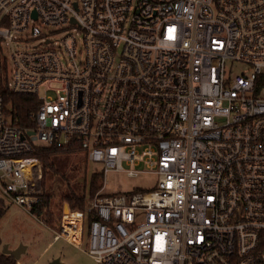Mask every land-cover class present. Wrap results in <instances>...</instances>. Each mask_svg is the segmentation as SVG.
Here are the masks:
<instances>
[{
    "label": "built area",
    "instance_id": "1",
    "mask_svg": "<svg viewBox=\"0 0 264 264\" xmlns=\"http://www.w3.org/2000/svg\"><path fill=\"white\" fill-rule=\"evenodd\" d=\"M0 41L7 88L39 101L20 124L0 91L3 193L41 201L40 145L102 164L56 240L97 264H264V0H0ZM110 171L157 181L109 193Z\"/></svg>",
    "mask_w": 264,
    "mask_h": 264
},
{
    "label": "rangeland",
    "instance_id": "2",
    "mask_svg": "<svg viewBox=\"0 0 264 264\" xmlns=\"http://www.w3.org/2000/svg\"><path fill=\"white\" fill-rule=\"evenodd\" d=\"M227 69L230 74L235 75L246 70L247 65L241 62H228ZM55 162L57 172L49 171L45 181L42 179V190L53 192L51 204L55 222L53 225L44 222L41 217L14 202L0 187V197L4 199L6 208L0 220L2 242L0 249L3 250L5 245L9 249L21 247V264H97L87 252V240L83 248H80L64 238L56 240L55 234L59 229L57 219H60L67 203L62 199L63 193L70 188L82 193L84 182L87 185L86 192L89 193L88 186L92 172L101 169L102 164L94 161L86 162L82 151L58 155ZM107 176L108 192L118 190L131 192L135 188L151 189L155 187L157 181V175L150 172L131 177L123 172L110 171Z\"/></svg>",
    "mask_w": 264,
    "mask_h": 264
},
{
    "label": "trees",
    "instance_id": "3",
    "mask_svg": "<svg viewBox=\"0 0 264 264\" xmlns=\"http://www.w3.org/2000/svg\"><path fill=\"white\" fill-rule=\"evenodd\" d=\"M7 67V59L4 53V49L0 41V91L4 98V103L8 112L13 113L14 116L18 119L20 124L32 125L30 120V114L38 108L39 101L36 97L30 95L18 94L12 92L7 88L6 83V73L4 70ZM82 149L77 146H68L61 145L58 143H53L50 145H40L37 146L33 155L39 157L43 165V181H45L47 173L52 171L53 173L57 172L55 159L58 155L78 153ZM85 161H88L87 156L85 155ZM103 173L99 169H96L92 172L91 179L89 182V193H87L86 182L82 185V193H78L75 189L70 188L68 191L63 193L62 199L66 201L71 208L73 209H84L87 199L89 197H94L103 187ZM44 185V182H43ZM147 189L135 188L133 192L144 191ZM117 192V191H114ZM113 193V192H109ZM53 200V192L43 191L41 201L36 205L32 212L46 221V223L53 225L54 214L51 210V204ZM5 201L0 197V220L5 214ZM57 221H59L57 219ZM2 242L0 240V246ZM0 264H21L20 259H16L14 255L4 253L0 249Z\"/></svg>",
    "mask_w": 264,
    "mask_h": 264
},
{
    "label": "water",
    "instance_id": "4",
    "mask_svg": "<svg viewBox=\"0 0 264 264\" xmlns=\"http://www.w3.org/2000/svg\"><path fill=\"white\" fill-rule=\"evenodd\" d=\"M32 132H33V131H32ZM64 211H65V212L68 211V204H67V203L65 204V209H64ZM3 252H4V253H7V254H12V255L15 256L16 259H20L21 254H22V248L19 247V248H17V249H9L8 246L5 245L4 248H3ZM56 261H57V259H56ZM56 261H54V262H56ZM54 264H55V263H54Z\"/></svg>",
    "mask_w": 264,
    "mask_h": 264
}]
</instances>
